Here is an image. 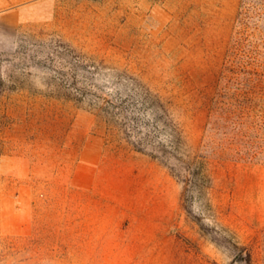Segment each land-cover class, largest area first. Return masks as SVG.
<instances>
[{"label":"rangeland","instance_id":"1","mask_svg":"<svg viewBox=\"0 0 264 264\" xmlns=\"http://www.w3.org/2000/svg\"><path fill=\"white\" fill-rule=\"evenodd\" d=\"M239 1L0 0V264H264V164L208 158L188 213L95 105L140 83L200 153Z\"/></svg>","mask_w":264,"mask_h":264},{"label":"trees","instance_id":"2","mask_svg":"<svg viewBox=\"0 0 264 264\" xmlns=\"http://www.w3.org/2000/svg\"><path fill=\"white\" fill-rule=\"evenodd\" d=\"M96 97L98 114L108 125L121 130L134 150L160 161L181 184L184 208L191 213L188 203L211 185L208 158L264 164V0L239 1L200 153L186 150L166 102L146 86ZM245 261L252 264L250 253Z\"/></svg>","mask_w":264,"mask_h":264}]
</instances>
